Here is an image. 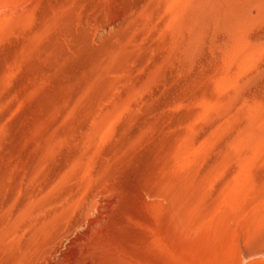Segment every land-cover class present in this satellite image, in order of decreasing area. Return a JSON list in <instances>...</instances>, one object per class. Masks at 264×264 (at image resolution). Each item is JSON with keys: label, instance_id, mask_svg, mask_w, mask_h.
Returning <instances> with one entry per match:
<instances>
[{"label": "rangeland", "instance_id": "374dc122", "mask_svg": "<svg viewBox=\"0 0 264 264\" xmlns=\"http://www.w3.org/2000/svg\"><path fill=\"white\" fill-rule=\"evenodd\" d=\"M0 264H264V0H0Z\"/></svg>", "mask_w": 264, "mask_h": 264}]
</instances>
